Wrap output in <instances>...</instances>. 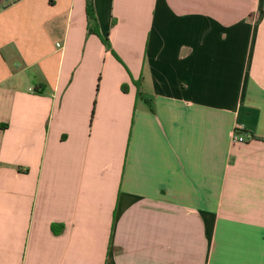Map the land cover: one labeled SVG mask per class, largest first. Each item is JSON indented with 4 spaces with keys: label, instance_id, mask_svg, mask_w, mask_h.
<instances>
[{
    "label": "crops",
    "instance_id": "crops-1",
    "mask_svg": "<svg viewBox=\"0 0 264 264\" xmlns=\"http://www.w3.org/2000/svg\"><path fill=\"white\" fill-rule=\"evenodd\" d=\"M93 2L0 0V264H264V0Z\"/></svg>",
    "mask_w": 264,
    "mask_h": 264
},
{
    "label": "trees",
    "instance_id": "trees-1",
    "mask_svg": "<svg viewBox=\"0 0 264 264\" xmlns=\"http://www.w3.org/2000/svg\"><path fill=\"white\" fill-rule=\"evenodd\" d=\"M86 16H87V32H88V34L97 35L101 39V41L105 45V47L111 51L108 38H103L100 35L99 25H98V21H97L96 15H95L93 0H86ZM136 84L138 87L140 86L139 82H137ZM122 90L126 91V87H123ZM52 230L55 234H58L61 232L62 226L57 227V226L53 225Z\"/></svg>",
    "mask_w": 264,
    "mask_h": 264
},
{
    "label": "built area",
    "instance_id": "built-area-1",
    "mask_svg": "<svg viewBox=\"0 0 264 264\" xmlns=\"http://www.w3.org/2000/svg\"><path fill=\"white\" fill-rule=\"evenodd\" d=\"M15 0H6L8 3H12ZM233 142L235 143H244L245 142V136L238 135L236 132L233 134Z\"/></svg>",
    "mask_w": 264,
    "mask_h": 264
}]
</instances>
